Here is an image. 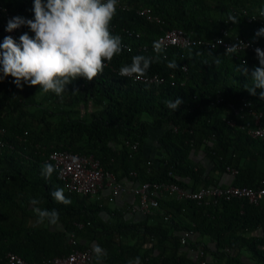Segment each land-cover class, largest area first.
I'll use <instances>...</instances> for the list:
<instances>
[{"label": "trees", "instance_id": "obj_1", "mask_svg": "<svg viewBox=\"0 0 264 264\" xmlns=\"http://www.w3.org/2000/svg\"><path fill=\"white\" fill-rule=\"evenodd\" d=\"M118 4L110 32L122 38L123 51L93 81L77 78L61 99L38 86L18 89L12 77L0 79V264H8V253L42 264L73 250L91 251L93 263L97 244L105 249L103 264H128L135 257L141 264H264V199L257 204L237 198L198 203L150 190L157 207L131 221L111 208L116 206L109 196L69 193L56 171L50 180L41 176V166L52 164L50 153L67 151L91 155L124 187L165 183L197 191L264 185V137L251 138L239 128L249 120L246 110L243 118L231 113V107L248 101L264 120L261 90L250 95L245 88L249 78L235 71L246 61L250 73L258 61L248 51L230 58L224 56L225 46L208 45L218 37L224 42L240 37L264 46V37L255 36L264 28V0ZM32 7L33 0H0V44L9 36V17L32 19ZM230 14L239 21L228 22ZM171 29L181 30L192 43L164 47L167 60L153 63L147 73L157 81L120 77V67L133 56H154L153 42ZM25 32L33 35L22 27L12 38L18 41ZM208 53L221 57V63L215 65ZM171 60L176 69L165 66ZM176 97L184 103L172 113L164 101ZM226 118L235 125L226 124ZM150 136L155 156L146 154ZM56 187L64 189L70 205L51 197ZM33 198L42 200L41 208L58 210L57 224L37 223L29 204Z\"/></svg>", "mask_w": 264, "mask_h": 264}, {"label": "clouds", "instance_id": "obj_2", "mask_svg": "<svg viewBox=\"0 0 264 264\" xmlns=\"http://www.w3.org/2000/svg\"><path fill=\"white\" fill-rule=\"evenodd\" d=\"M117 4L118 0H33L32 19L17 15L7 21L6 32L26 27L33 35L30 37L25 32L18 41L12 36L4 37L0 44V79L12 77L18 89L22 90L23 85L38 86L39 91L54 93L61 99L67 93V86L77 78L93 81L103 74L114 56L123 51L122 38L110 32ZM238 21L235 15L228 16V22L235 24ZM255 36L264 37V28L258 29ZM215 47L213 44L212 48ZM247 47L249 45L237 41L226 47L224 56H237V53ZM153 50L154 56H133L130 64L120 67V77L136 81L145 79L153 63L167 60L166 50L159 42H153ZM254 51L258 66H254L249 73L247 62L243 61L240 65H235V71L249 78V83L245 85L249 94L255 95L256 89H260L259 98L264 100V50L257 47ZM208 54L212 56L211 53ZM213 58L214 64L218 66L221 57ZM165 66L168 69L178 67L174 60L167 61ZM164 103L173 113L184 101L176 97L169 98ZM55 171L52 164L45 163L41 166V176L45 180H50ZM50 195L58 204L67 206L72 203L65 196L63 188L56 187ZM41 203V199L29 200L37 223L57 224L58 210L41 208ZM92 252L96 264H103L105 249L97 244ZM128 264H141L140 258L130 259Z\"/></svg>", "mask_w": 264, "mask_h": 264}, {"label": "built area", "instance_id": "obj_3", "mask_svg": "<svg viewBox=\"0 0 264 264\" xmlns=\"http://www.w3.org/2000/svg\"><path fill=\"white\" fill-rule=\"evenodd\" d=\"M119 4H117V7ZM147 11H141L145 14ZM13 16H10L11 18ZM16 30L11 33H8L9 36H13ZM217 41H223L221 38H215L212 42H209L208 45L212 47L215 45L230 46L237 41L243 42L249 47L245 48L244 51L255 54V48H260L264 50V46L256 45L246 40L245 38L235 37L234 42H224L217 44ZM163 47L174 45L178 47H185L192 42L189 41L184 33L179 29H171L165 31V33L157 38V41ZM242 51V50H241ZM139 81L144 82H155L157 78L146 77ZM219 101V100H218ZM251 103L248 101H243L238 107H231V113L234 116L243 118V112L246 110L249 120H247L243 125H240L239 128L246 132L251 138H263L264 137V120L261 112L251 108ZM226 124L229 126H234L235 122L230 119H225ZM131 149L135 150L137 144H131ZM48 160L56 168V174L59 180L62 182L64 189L69 193H77L84 196L94 197L98 193L107 189L109 191V201L112 202L120 193L127 190V187L117 183L114 176L109 172H104L99 168V162L94 159L91 155L89 156H80L74 153L67 151H56L52 152L48 156ZM158 191L161 193H168L177 199H188L195 200L198 203L200 202H215L217 200H230L233 198L245 199L249 203L257 204L262 199H264V185L256 189L247 188V187H234V186H210L200 188L197 191H190L184 188H181L175 184H149L144 183L138 188H131L130 191L133 195L138 196L137 201L134 200L131 202V211L140 212L142 214H149L152 209L157 207L156 199L149 196V191ZM74 244V241H70ZM183 243V241H182ZM202 254V251H200ZM92 254L89 250H73L69 255L65 257H57L50 260L47 263L42 264H91ZM8 264H37V263H28L23 259L18 257L15 254L8 253L6 255ZM205 264V262H201Z\"/></svg>", "mask_w": 264, "mask_h": 264}, {"label": "crops", "instance_id": "obj_4", "mask_svg": "<svg viewBox=\"0 0 264 264\" xmlns=\"http://www.w3.org/2000/svg\"><path fill=\"white\" fill-rule=\"evenodd\" d=\"M155 143L156 142H155V139L153 138V136H150L148 142L146 143V154L147 155L155 156L157 154ZM198 159H201V157ZM222 179L224 182H227L228 177H224ZM130 189H131V187L127 186V190L120 193L116 198H114V200L111 202V205L116 206V207H111V208L120 209L124 213L126 220L138 221V220L143 219L144 214H142L140 212H132L131 211V207H130L131 202L133 200L136 202L138 199V196L133 195V193L130 191ZM108 195H109V191L107 189H103L98 193L97 196H95V198L106 200ZM105 218H107V216ZM188 255H190V257L194 258V260H195V257H197L196 252L194 250L188 251ZM91 264H96V262H93Z\"/></svg>", "mask_w": 264, "mask_h": 264}]
</instances>
